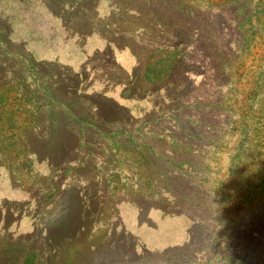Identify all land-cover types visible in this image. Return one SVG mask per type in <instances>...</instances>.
<instances>
[{
	"label": "rangeland",
	"instance_id": "obj_1",
	"mask_svg": "<svg viewBox=\"0 0 264 264\" xmlns=\"http://www.w3.org/2000/svg\"><path fill=\"white\" fill-rule=\"evenodd\" d=\"M68 1L67 11L81 10L76 2L73 5L71 0ZM210 1L196 0L197 4L191 6L197 8V12L203 7L210 13V18L214 15L220 24L224 23L219 25L222 36L220 33L211 35L215 42L231 41L229 48L220 47V55L212 59L217 74L212 75L214 68L200 59L199 53L194 58L192 50L191 53L188 50L186 55L190 59L185 58L182 62L186 61L185 64L194 67L199 74L192 75V81H186L183 87H177L171 94L162 91L160 96L146 97L141 101L122 100L128 111L127 118L134 120L126 133L122 130L120 135L111 134L119 130L117 125L102 128L103 134L100 133L88 120L89 106L82 101L74 102L68 115L56 107L58 110L54 114L60 113L72 119L76 116L72 126L75 134L53 136V139L47 138L42 142L44 158L49 147L52 148L53 167L48 168L47 165L36 166L33 152L25 157L29 150L26 148L22 154L20 144L24 142L21 139L17 143L16 134H13L16 127L21 133H26L24 125L31 120L28 111L23 110L17 116L14 126L4 122L8 128L0 132V149L8 157L6 162L11 166L17 183L28 189L37 200L39 225L27 234L0 231V264H234L233 260L225 259L233 256L238 261L236 257L240 252L229 251V242L219 243L218 235L207 230L206 225L184 215H173L169 201L155 202L156 198L152 201L145 198L156 193L161 183L159 175L168 158L178 156L175 152L165 151L160 155L157 150L160 142L170 149H179L180 143H188L197 148L198 154L191 158L192 161H184L182 168L211 173V191L221 200L226 198V204L216 203L214 206L219 217L227 216V193L230 197L240 193L242 197L255 199L257 207L253 214L240 210L239 218L242 217L243 223L253 215L262 216L264 0H238L240 4H246L248 11L241 25L224 19L226 14L216 13L215 10L219 9L214 8ZM44 2L50 4L49 0H0V10L5 17L1 24L16 36L26 37L32 51L36 49L41 55L59 56L63 64L76 61L81 56L80 48L75 38H68V33H73L71 27H82L85 19L72 18L70 31L66 32L61 21L48 12ZM51 4L56 10L61 8L60 2ZM97 7L102 20L111 14L112 2L100 0ZM246 10L242 9V12ZM141 31L139 29L136 33ZM144 36L127 37L126 40L127 43L139 44ZM12 41L13 38L0 42V91L11 89L13 92V89L20 88L27 98L37 100L42 106L46 100L45 93L41 89L40 93H33L35 88H41L38 86L43 82L40 70L33 69L35 62L28 48ZM104 46L99 34L88 38L89 50ZM147 59L146 54L141 68L144 72L148 69ZM136 61L133 56L127 65L133 66ZM203 75L208 79L200 86ZM175 80L181 79L176 77ZM99 89V86L92 85L86 92ZM121 90L118 88L114 95L110 93L112 90H107L106 95L121 100ZM12 92L6 99L8 102H15ZM173 108H176L174 113H189L182 120L193 128L199 127L198 137L191 136L187 142L181 137L162 141L153 133L154 128L158 131L162 127L156 122L161 117L166 118ZM46 111L52 110L43 109L48 115ZM190 113L195 118L200 115L207 117L201 123L191 124L187 119ZM43 116L47 117L46 114ZM171 123L175 125V120ZM78 132L80 145L73 149ZM138 138L145 142L139 143ZM59 141L69 144L71 150L64 149ZM172 160L168 164L175 169ZM184 182L187 186L191 179ZM243 200L241 198L236 203L239 205ZM139 206L149 210L140 212ZM235 212L233 215L237 221L239 211ZM252 238L251 253L260 249L264 251V241L257 239V233ZM244 264H264V256L258 259L250 257Z\"/></svg>",
	"mask_w": 264,
	"mask_h": 264
},
{
	"label": "trees",
	"instance_id": "obj_2",
	"mask_svg": "<svg viewBox=\"0 0 264 264\" xmlns=\"http://www.w3.org/2000/svg\"><path fill=\"white\" fill-rule=\"evenodd\" d=\"M49 1L50 4L44 2L48 12L51 16L61 21L62 28L66 32L70 31L72 18L74 20L85 19L82 27H71L73 33H68V38H75L76 44L80 49L87 52L88 38L94 34H99L105 46L97 48L91 54L87 53L86 62L78 69L56 60L39 61L31 52V58L35 62L33 69L40 70V78L43 79V82L38 86L41 88L33 90L35 94L37 92L40 93V89L45 93L46 100L42 106L37 100L31 101L29 97L27 98V94L21 91L20 88L13 89V92L11 89L0 91V132L8 128L6 124L12 123L9 126H14L18 120L17 116L23 110L29 113L28 116L31 120L24 125L26 133H21L19 127H16L15 133H13L14 135L16 134L17 143L21 139L24 142L20 144L22 145V154L26 152V148L29 150L25 157H28L31 154L30 152H33L38 156V159H44L42 152L45 151L41 149L44 144L42 142L45 139L53 136L63 137L65 134H75L72 126L75 124L74 118L76 116L74 115L73 119L66 116L70 120L68 121L62 114H54L58 110L57 108H61L59 111L68 115L72 112L71 106L73 103L82 101V103L89 106L90 114L87 115L88 120L92 122L100 133L103 134L102 128L106 127L109 129L116 125L120 126L119 130L111 134L120 135L122 130L126 133L128 131L127 128L130 126L129 124H133L134 120L127 118L126 113L128 111L124 107L125 104H123L124 106L119 104L112 98L114 96L107 97V90L115 92L118 88H122L120 94L123 101H141L146 97L148 99L153 96L157 97L160 96L162 91L171 94L172 91L177 90V87H183L186 81L188 83L192 81V75L197 76L199 74L194 67L186 65V61L182 62L185 58L190 59L186 55L188 50H192L194 58H196L195 54L199 53V58L210 65L212 69L214 68L212 59L220 55V47H230L231 41L225 42L222 40L217 43L211 37V35L214 36L218 33L222 36V33L219 32L221 31L219 25L224 23L220 24L214 15L210 18V13L206 12L203 7L202 10L198 9L197 12V8L191 6L197 4L196 0H110L112 2L111 14L103 17L102 20L97 7L100 0H71V4L74 5L76 2L77 7L81 8V10H74V12L67 11L65 6L69 3L68 0ZM54 2H60L61 8L58 10L54 9L51 4ZM210 2L214 8L219 9L215 10L216 13L226 14L224 19L231 23L243 24V16L248 13L246 4H240L238 0H211ZM242 9L246 11L243 13ZM3 18H5L4 13L0 10V30H2V33L0 32V42L2 43L6 39L12 40L14 37V33L1 24ZM68 18L70 19L68 20ZM139 29L142 31L137 34L136 31H139ZM141 34L146 35L140 38L141 43H127V37L136 38L137 36L140 37ZM117 49H129L133 56L136 57V66L132 72L127 71L119 62L116 56ZM194 50L196 51L194 52ZM140 52H144V54H140ZM146 54L148 55L146 63L148 69L144 72L141 68ZM213 70L214 73L212 75L215 76L217 68ZM205 76L203 75V81L200 86L204 85L206 79H208ZM176 77L181 80L174 81ZM90 80L91 82H89ZM95 84L101 90L87 93L86 90ZM11 92L15 102L6 100L11 95ZM43 109H51L52 111H46L48 112L47 115V113L43 112ZM175 109L173 108L166 118L161 117L160 121L156 122L157 126L162 125V127L158 131L154 128L153 133L161 137L162 141L168 139L177 140L181 137L187 142L191 136L198 137L200 134L199 127L193 128L182 120L183 117L186 119L185 117L189 113H183L182 111L174 113ZM42 113L46 114L47 117H44ZM190 115L187 119H190L191 124L194 122L201 123L207 117V115H200L195 118V115L192 116L191 113ZM39 118L43 119L38 121ZM171 120H175V125L171 123ZM141 135L142 137L146 136L144 134ZM207 135L210 136L211 134L208 133ZM79 136L80 132L76 135L77 142L73 149H78L80 145ZM138 142L145 141L142 138H138ZM139 143L135 144L142 147ZM160 143L161 145L157 146L160 155H164L163 151H165L167 153L175 152L178 156L168 158L167 164L159 175L158 180L161 183L156 188V193L145 198L150 201L156 198L155 202L159 200L169 201L173 206V211L171 212L173 215H184L191 220L199 221L206 225L207 230H212L214 235H218L216 239L219 238V243L228 241L229 251L240 252V254L236 257L238 261H235L234 256L233 258L226 257V260H233L234 264H244L250 257L253 259L263 257L264 251L261 249L252 254L250 244H253L252 236L256 233L257 239L264 241V235H262L264 234V207L260 210L262 216L253 215L248 222L243 223L242 217L240 216L239 218L240 210L253 214L257 207L255 199H247V197L240 196V193H235L234 196L230 197L227 193L226 209L228 213L226 217H219L214 206L216 203L226 204L224 200L226 198L223 196L224 199L221 200V197L214 196L211 191V173L207 171L206 175L203 171L182 168L184 161H192L191 158L197 156V148L190 146L188 143L187 145L180 143L179 149H170L168 145ZM58 144H61L64 149L71 150L66 142L59 141ZM50 149H52L51 146L44 160H47L50 166L53 167ZM199 151L201 155V150L199 149ZM0 156L1 162L6 165L8 157L2 150H0ZM161 160L163 159L161 158ZM171 160L174 161L172 167H175V169H171L168 164ZM193 160L198 163L194 158ZM191 161L188 162L191 163ZM56 166L59 167L58 165ZM188 179H191V182H188L186 186L184 181ZM162 182L165 185H161ZM241 198L244 200L238 205L236 202ZM86 203L84 202V205ZM139 209L140 212L149 210L141 206H139ZM235 211H239L237 221L236 215H233V213H236Z\"/></svg>",
	"mask_w": 264,
	"mask_h": 264
},
{
	"label": "crops",
	"instance_id": "obj_3",
	"mask_svg": "<svg viewBox=\"0 0 264 264\" xmlns=\"http://www.w3.org/2000/svg\"><path fill=\"white\" fill-rule=\"evenodd\" d=\"M13 40L17 44H23L26 49L28 48L30 53L32 52L34 57L39 61L56 60L62 62L59 56L50 57L43 54L41 55L38 53L39 50L36 49L32 51L30 49L31 45L29 44L26 37L22 38L14 34ZM86 51L87 52H85L83 49H80L81 56L79 59L73 62H68V65H71L76 69L82 67L86 62L87 53L89 54V52H94L95 50H89L87 46ZM116 56L119 62L122 59L120 63L127 71H132L135 68L136 62L133 64V66L127 65V61L130 58L133 59V54L129 49H117ZM99 90H101V88ZM110 93L114 95L113 92ZM120 99L121 100L114 98V100L124 106L123 104L125 102L122 101L121 95ZM34 158L36 166L42 167L47 165L48 168H52V166H50V164L44 160L45 158L38 159L36 154L34 155ZM10 167L11 166L8 164L5 165V163L1 162L0 156V231L20 234L31 233L39 225V216L36 213V210L38 209L37 200L33 198V195L28 189L17 183L18 180L15 179L14 172Z\"/></svg>",
	"mask_w": 264,
	"mask_h": 264
}]
</instances>
